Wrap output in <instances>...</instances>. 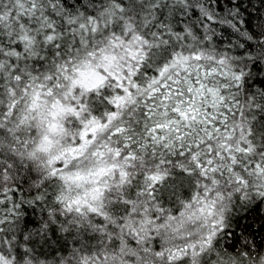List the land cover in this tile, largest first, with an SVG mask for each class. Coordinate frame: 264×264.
Instances as JSON below:
<instances>
[{"label": "snow or ice", "instance_id": "snow-or-ice-1", "mask_svg": "<svg viewBox=\"0 0 264 264\" xmlns=\"http://www.w3.org/2000/svg\"><path fill=\"white\" fill-rule=\"evenodd\" d=\"M0 264H264V0H0Z\"/></svg>", "mask_w": 264, "mask_h": 264}]
</instances>
